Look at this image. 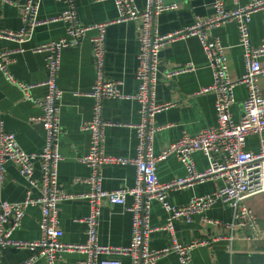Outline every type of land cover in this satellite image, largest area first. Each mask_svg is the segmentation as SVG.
Here are the masks:
<instances>
[{"label":"crops","instance_id":"obj_1","mask_svg":"<svg viewBox=\"0 0 264 264\" xmlns=\"http://www.w3.org/2000/svg\"><path fill=\"white\" fill-rule=\"evenodd\" d=\"M140 8L147 0H135ZM176 3L177 9L158 15L155 26L161 35H166L196 21L206 20L215 13L212 0H165ZM27 0H0V31L19 32L23 26V11ZM249 0H226L228 8L247 5ZM79 18L83 25L110 22L119 17L115 0H76ZM67 9L66 0H41L39 19L50 20L62 15ZM143 31L141 18L110 24L107 28L106 78L121 81L125 98L106 99L103 116L109 125L105 130L104 150L107 155L135 158L138 154L139 139L136 126L142 121L141 104L136 98L139 81L136 76L139 65L140 36ZM211 36L219 38L226 47L231 76L234 80L246 73L243 47L236 22H229L211 30ZM96 31H89L80 44L62 52L58 86L62 90L60 118L62 134L60 152L63 160L59 166V184L63 191L75 196L59 204V226L64 231L63 240L71 243H84L87 239V226L81 220L90 213L87 199L80 197L90 191L86 181L91 176V168L79 160L90 150L91 134L83 129V124L93 114L94 98L89 96L96 81V66L91 38ZM67 37V23L56 21L38 26L29 41L0 38V50L11 52L9 69L13 76L27 84H41L33 89L36 98H44L47 88L42 85L48 78L45 53L34 52V47ZM251 41L259 45L264 41V11L256 12L251 21ZM264 62V60H262ZM194 69L176 76L168 73L188 66ZM213 71L207 63V56L197 37L179 39L162 48L159 56V80L157 100L171 103L170 108L159 112L155 125L162 127L154 136V152L162 153L184 134L195 135L201 130L216 127V96L212 92L200 93L213 84ZM264 94V77L260 78ZM249 94L248 86L240 84L235 89L236 104L232 108L233 118L239 122L242 116V102ZM0 109L5 128L16 134L17 140L28 153H39L46 140L45 129L38 119L42 110L32 101L23 98L21 90L11 83L0 71ZM260 138L250 136L247 148L257 151ZM194 159L197 168L204 171L209 160L203 152H196ZM220 159V155H215ZM5 179L0 184V201L20 202L25 199L28 182L20 174L13 161L5 164ZM158 176L161 182H170L184 177L187 169L176 156L158 163ZM105 190L131 189L136 184L137 168L133 164H105L101 167ZM36 177H42L40 162H36ZM222 180L209 179L184 189L169 190L168 200L176 206H183L195 197L214 192ZM37 191L34 192L37 195ZM134 198L128 196L125 204L111 205L104 200L99 223V242L114 247H128L134 235L133 214L128 210ZM248 207L257 215L260 228L264 231V192L246 200ZM234 211L223 202H218L208 211L195 214L191 222L184 218L176 221V237L182 244L190 245L194 240L208 242L193 248L195 264H264V239L229 240ZM168 212L163 204L154 200L151 207L150 224L155 230L150 236V249L161 250L173 245L171 232L164 227L168 222ZM41 209L31 206L26 210L19 228L13 231L12 238L23 241H36L42 238L40 227ZM29 248L6 247L0 251V264H21L32 256ZM123 264H133L128 255H110ZM86 256L78 252H65L59 264H86ZM34 264H48L45 257ZM157 264H182L179 255L171 251L159 258Z\"/></svg>","mask_w":264,"mask_h":264},{"label":"built area","instance_id":"obj_2","mask_svg":"<svg viewBox=\"0 0 264 264\" xmlns=\"http://www.w3.org/2000/svg\"><path fill=\"white\" fill-rule=\"evenodd\" d=\"M238 0H235L237 3ZM65 12L50 20L39 19L41 0H27L24 5V26L19 32L0 31V38L29 41L35 29L43 24L65 21L67 37L34 47V52L45 53L48 78L42 85L47 88L44 98H36L33 89L41 84H27L17 80L9 69L11 52L0 50V71L17 86L23 98L34 102L42 110L38 118L45 129L44 148L39 153H28L20 146L16 134L5 128L0 109V184L5 179V164L13 161L20 174L27 180L26 197L20 202L0 201V251L6 247L29 248L32 256L21 264H34L37 259L45 257L48 264H59L65 252H78L86 256V264H123L110 255H128L133 264H157L159 258L171 251L178 253L182 264H195L192 250L204 245L205 239L194 240L186 245L176 237V221L184 218L191 222L195 214L208 211L218 202H223L234 211L233 220L228 224L231 233L227 238L264 239L257 215L248 207L246 200L264 192V94L260 87V78L264 77V41L253 45L251 41V21L256 12L264 11V0H249L245 6L228 8L226 0H212L215 13L212 17L196 21L166 35H161L155 26L158 15L177 9L178 4L165 0H147L146 6L140 8L135 0H115L119 17L110 22H98L83 25L79 18L76 0H66ZM141 18L143 31L140 36L139 65L136 76L139 81V93L136 96L141 104L142 121L136 126L139 139L138 154L135 158L110 156L105 153V130L109 125L103 116L104 101L113 98H125L121 81L106 78L107 28L110 24ZM229 22L238 25L240 44L246 73L234 80L231 76L226 47L219 38L211 36V30ZM89 31H96L91 38L96 81L89 92L94 98L93 114L83 124V129L91 134L89 152L79 158L92 171L86 180L91 189L80 197L87 199L90 213L81 221L87 226V239L84 243H71L63 240L64 231L59 226V204L74 198L63 191L59 184V166L63 160L60 152V136L63 128L60 111L63 92L58 86L63 50L75 47ZM197 37L207 56V63L213 71L214 82L203 88L200 93L212 92L216 96L218 124L201 130L195 135L184 134L177 142L171 144L159 155L154 152V136L162 127L155 125L159 112L170 108L171 103H159L157 85L159 80V56L163 47L179 39ZM194 69L188 65L168 73L176 76ZM240 84L248 86L249 94L242 102V116L239 122L233 118L232 108L236 104L235 89ZM258 136L260 147L257 151L247 148L248 138ZM203 152L209 160V167L200 171L194 154ZM220 155L216 159L215 155ZM178 157L186 166L187 174L170 182H161L158 176V163L170 156ZM40 162L42 177H36V162ZM105 164H133L137 168L136 184L131 189L105 190L101 167ZM209 179L222 180L211 194L195 197L183 206L169 202L168 191L184 189ZM37 191V195L34 192ZM134 202L128 207L133 214L132 242L128 247H114L99 242V223L102 206L105 201L111 205L125 204L127 197ZM154 200L160 201L168 212V222L164 229L172 234L173 245L170 248L151 250L150 236L155 230L150 224L151 207ZM31 206L41 209L40 227L42 238L36 241L15 240L14 230L20 227L26 210Z\"/></svg>","mask_w":264,"mask_h":264}]
</instances>
